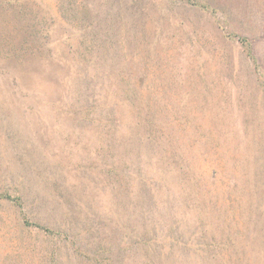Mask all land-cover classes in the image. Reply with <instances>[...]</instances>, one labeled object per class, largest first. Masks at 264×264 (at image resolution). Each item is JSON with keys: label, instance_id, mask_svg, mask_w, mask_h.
Here are the masks:
<instances>
[{"label": "rangeland", "instance_id": "374dc122", "mask_svg": "<svg viewBox=\"0 0 264 264\" xmlns=\"http://www.w3.org/2000/svg\"><path fill=\"white\" fill-rule=\"evenodd\" d=\"M0 264H264V0H0Z\"/></svg>", "mask_w": 264, "mask_h": 264}, {"label": "trees", "instance_id": "16d2710c", "mask_svg": "<svg viewBox=\"0 0 264 264\" xmlns=\"http://www.w3.org/2000/svg\"><path fill=\"white\" fill-rule=\"evenodd\" d=\"M89 89H90V92L92 93V89L94 90H99L100 92H102L103 93V90H102V88H100L98 85H94L93 87H92V89H91V87H89ZM97 91H93L94 93H95V95H96V97H100V95L102 94V93H100V92H98V93H96Z\"/></svg>", "mask_w": 264, "mask_h": 264}]
</instances>
